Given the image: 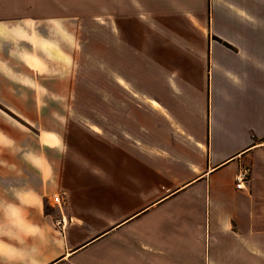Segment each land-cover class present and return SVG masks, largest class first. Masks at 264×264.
I'll list each match as a JSON object with an SVG mask.
<instances>
[{
  "label": "crops",
  "instance_id": "obj_1",
  "mask_svg": "<svg viewBox=\"0 0 264 264\" xmlns=\"http://www.w3.org/2000/svg\"><path fill=\"white\" fill-rule=\"evenodd\" d=\"M3 1L0 264H264V0Z\"/></svg>",
  "mask_w": 264,
  "mask_h": 264
},
{
  "label": "rangeland",
  "instance_id": "obj_2",
  "mask_svg": "<svg viewBox=\"0 0 264 264\" xmlns=\"http://www.w3.org/2000/svg\"><path fill=\"white\" fill-rule=\"evenodd\" d=\"M19 1L20 0H4L3 1L5 6H6V9H5L6 10V15L11 14L12 13L11 11H14V9L11 8V7H15L18 4H21L22 6L26 7L30 3L29 0H21V2H19ZM46 1H55V0H46ZM75 2H76V0H75ZM76 5L80 6V7L77 8L75 6V8H73V9L72 8H66L64 10L65 11H69V12L74 13V14H83L85 16H88V15H91V14H94V13L96 14L98 12H100L101 14H103V13L104 14H108V11L110 10L107 7H96V5L93 2V0H80V3H78V1H77ZM16 8H18V6ZM22 10H26L27 14H28V12L30 13V11H29L30 9L29 10L28 9H22ZM93 67H95V66H93ZM47 106L43 105V108L45 109ZM53 109L56 110L55 107H53ZM0 110H4V109L2 107H0ZM57 197L59 199V203H56L57 201L55 200V196L52 197V198H49L48 201L54 206H60L61 202H62V199H61L62 196L61 195H57ZM46 205H48V207L51 208V206L49 204H46ZM61 218L65 220V218L60 215V217L55 221V223H58L61 220ZM56 226L62 227V225H58V224H56Z\"/></svg>",
  "mask_w": 264,
  "mask_h": 264
},
{
  "label": "built area",
  "instance_id": "obj_3",
  "mask_svg": "<svg viewBox=\"0 0 264 264\" xmlns=\"http://www.w3.org/2000/svg\"><path fill=\"white\" fill-rule=\"evenodd\" d=\"M249 168L248 167H241L235 176V187L237 190H242L246 184L247 181H249ZM242 188V189H240ZM58 225H62L64 227L65 220L61 218V220L58 222Z\"/></svg>",
  "mask_w": 264,
  "mask_h": 264
}]
</instances>
